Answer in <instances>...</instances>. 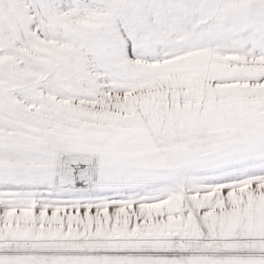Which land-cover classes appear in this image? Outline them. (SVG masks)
<instances>
[{
	"label": "snow or ice",
	"instance_id": "snow-or-ice-1",
	"mask_svg": "<svg viewBox=\"0 0 264 264\" xmlns=\"http://www.w3.org/2000/svg\"><path fill=\"white\" fill-rule=\"evenodd\" d=\"M0 264H264V0H0Z\"/></svg>",
	"mask_w": 264,
	"mask_h": 264
}]
</instances>
